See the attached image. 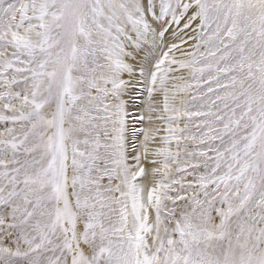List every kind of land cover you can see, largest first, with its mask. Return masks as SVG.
Masks as SVG:
<instances>
[{
	"label": "snow or ice",
	"instance_id": "snow-or-ice-1",
	"mask_svg": "<svg viewBox=\"0 0 264 264\" xmlns=\"http://www.w3.org/2000/svg\"><path fill=\"white\" fill-rule=\"evenodd\" d=\"M0 264H264V0H0Z\"/></svg>",
	"mask_w": 264,
	"mask_h": 264
}]
</instances>
